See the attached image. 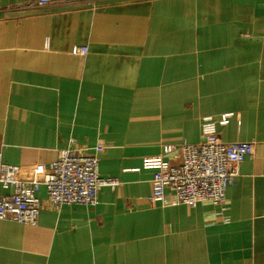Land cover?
<instances>
[{
	"label": "crops",
	"instance_id": "1",
	"mask_svg": "<svg viewBox=\"0 0 264 264\" xmlns=\"http://www.w3.org/2000/svg\"><path fill=\"white\" fill-rule=\"evenodd\" d=\"M29 1L0 0L4 162L28 171L71 140L104 145L99 173L121 183L58 210L41 187L37 225L0 218V264H264V0ZM228 113L222 140L258 151L226 202L188 207L166 188L151 204L144 159Z\"/></svg>",
	"mask_w": 264,
	"mask_h": 264
},
{
	"label": "built area",
	"instance_id": "2",
	"mask_svg": "<svg viewBox=\"0 0 264 264\" xmlns=\"http://www.w3.org/2000/svg\"><path fill=\"white\" fill-rule=\"evenodd\" d=\"M78 0H33L25 6L45 7L53 4H69ZM86 46H76L74 54L85 55ZM232 113L221 121L212 116L202 117L199 143L183 142L180 145L166 144L159 156L145 158L143 168L153 169L152 193L148 200L159 205L166 199L165 190L170 188L175 203L194 207L200 202L221 205L226 202L229 185L239 175L240 164L246 157H253L258 143L252 141L225 142L218 123L225 124ZM104 145L93 149L78 146L75 140L58 151L49 165H40L23 170L17 165L5 163L0 150V218L20 223L37 225L44 202L37 193L41 187L47 190L49 206L58 210L67 204L96 206L104 187L116 189L120 180L102 177L99 173V153ZM179 159V164H172Z\"/></svg>",
	"mask_w": 264,
	"mask_h": 264
}]
</instances>
